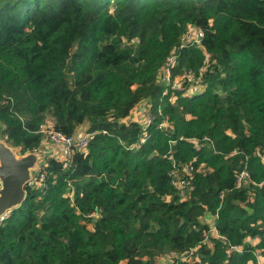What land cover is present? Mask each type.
<instances>
[{"label":"trees","instance_id":"obj_1","mask_svg":"<svg viewBox=\"0 0 264 264\" xmlns=\"http://www.w3.org/2000/svg\"><path fill=\"white\" fill-rule=\"evenodd\" d=\"M190 25L207 88L172 101L160 69L173 54L175 76L199 77L205 59L181 47ZM145 101L142 144L124 120ZM48 125L85 127L87 153L47 159L46 190L26 187L0 226V264H252L257 237L264 250V0H0V137L26 154ZM185 167L187 196L171 175Z\"/></svg>","mask_w":264,"mask_h":264},{"label":"built area","instance_id":"obj_2","mask_svg":"<svg viewBox=\"0 0 264 264\" xmlns=\"http://www.w3.org/2000/svg\"><path fill=\"white\" fill-rule=\"evenodd\" d=\"M204 39V32L202 29L190 25L188 27L187 33L181 39V47L192 46L196 48H202L203 54L205 56L203 65L200 69V75L197 77L196 71L194 70H186L182 74L175 76L173 74V69L176 65L175 55L168 59L167 63L160 69L157 82L165 87L164 96H168L171 94V100H176L175 93H181L183 97H192L195 95L202 94L205 90L204 87H207L204 82V74H206L207 69L211 65V57L207 52L203 49L202 40ZM199 81L198 85H203L202 89L194 86L195 81ZM154 115L151 112V106L146 111V115L142 122H138L143 127L144 135L141 139V143L146 142V134L150 126L154 122ZM169 126L167 121H164L159 127L167 128ZM42 133L44 135L41 146L35 149L33 152L20 154L24 157L29 154H35L38 156V160L35 168L30 171V179L27 182L26 187L34 190H38L40 192H44L47 188V174L45 168L47 166L48 158H55L65 164L67 166L71 161L76 152H85L87 153V146L89 143L92 134H88L87 132L79 133L78 136H66L58 131H55L52 127L44 126L42 128ZM7 138L4 139V142L7 143ZM8 144V143H7ZM9 145V144H8ZM51 148V155H48V147ZM10 146V145H9ZM11 147V146H10ZM16 154L18 155L17 149L11 147ZM21 151L20 149H18ZM185 172L189 179H181L178 175L177 171L172 172L173 183L175 187L181 192L182 195L187 196L194 187L191 184V180L193 178L192 172L193 169L191 167H185ZM249 179V173L247 170H243L237 179V187L240 188L244 184H247ZM10 211L5 212L0 216V226L4 224L6 219L8 218ZM97 215L92 214L91 217H95ZM217 234L215 230H213ZM218 236V235H217ZM260 238H254L247 240V243L251 247V253L254 257L252 264H264V250L259 248ZM237 252H242L244 247H235ZM173 263V262H172ZM171 263V264H172Z\"/></svg>","mask_w":264,"mask_h":264},{"label":"water","instance_id":"obj_3","mask_svg":"<svg viewBox=\"0 0 264 264\" xmlns=\"http://www.w3.org/2000/svg\"><path fill=\"white\" fill-rule=\"evenodd\" d=\"M37 160L35 154L19 157L6 142L0 141V216L23 204L30 171ZM207 218L210 220L211 215Z\"/></svg>","mask_w":264,"mask_h":264},{"label":"rangeland","instance_id":"obj_4","mask_svg":"<svg viewBox=\"0 0 264 264\" xmlns=\"http://www.w3.org/2000/svg\"><path fill=\"white\" fill-rule=\"evenodd\" d=\"M199 81H195L194 82V86H196L197 88L202 89L203 85H198ZM207 87H204V90H206ZM205 92V91H204ZM151 106V103L148 101H145L144 103L140 104L137 108L134 109V111L132 112L131 116L129 118H127L126 120H124L125 123H130V122H142V120H144L145 115H146V111L149 109V107ZM1 131V128H0ZM82 132L86 131V128H81ZM0 141H4V139H1L0 137ZM17 153L18 156H22L20 155L21 152L17 149ZM90 229H92V225L89 226ZM174 256L172 253L167 254L166 256H164L163 258L158 260V264H171L173 262Z\"/></svg>","mask_w":264,"mask_h":264},{"label":"crops","instance_id":"obj_5","mask_svg":"<svg viewBox=\"0 0 264 264\" xmlns=\"http://www.w3.org/2000/svg\"><path fill=\"white\" fill-rule=\"evenodd\" d=\"M82 131H80L79 133H81ZM82 133H84V132H82ZM81 133V134H82ZM48 147V155L50 156L51 155V148H50V146L48 145L47 146ZM215 236H217V234L215 233Z\"/></svg>","mask_w":264,"mask_h":264}]
</instances>
